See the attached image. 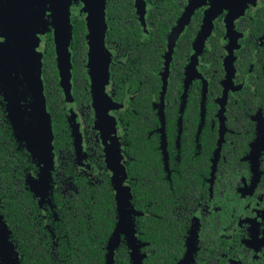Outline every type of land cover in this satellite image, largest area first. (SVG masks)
I'll use <instances>...</instances> for the list:
<instances>
[{
    "label": "flooded vegetation",
    "instance_id": "1",
    "mask_svg": "<svg viewBox=\"0 0 264 264\" xmlns=\"http://www.w3.org/2000/svg\"><path fill=\"white\" fill-rule=\"evenodd\" d=\"M52 1L0 0V264H264V0H106L98 96Z\"/></svg>",
    "mask_w": 264,
    "mask_h": 264
},
{
    "label": "water",
    "instance_id": "2",
    "mask_svg": "<svg viewBox=\"0 0 264 264\" xmlns=\"http://www.w3.org/2000/svg\"><path fill=\"white\" fill-rule=\"evenodd\" d=\"M85 7L84 9L88 12L87 15V26L89 30V44H90V61L89 66L91 67V74L94 81V91L96 96H98L99 84L102 83L104 75V63L102 61V47L104 46V31L106 28L105 23V7L106 0H82ZM205 0H191L188 5V11L191 15L193 9L201 4H204ZM137 4L140 9H144V0H137ZM216 8V7H215ZM216 16V11L212 10L207 16L205 33H208L210 27L212 26V20ZM53 17L55 25V41H56V54L58 61V69L61 78V84L64 89L70 91L71 88V52L69 49L71 32H70V21H69V0H55L53 5ZM183 27V26H182ZM180 27V28H182ZM26 60H24V65L26 68V63L29 64L30 60L35 57L36 53L32 47H27L26 49ZM32 50V51H31ZM30 52L32 55H30ZM40 55V53H39ZM33 56V57H32ZM40 57V56H39ZM41 58L37 57V65L41 68ZM26 81H28L29 88L36 92L35 82L37 78H31L30 74L25 72ZM108 75V65H106V76ZM107 81V79H106ZM34 82V83H32ZM29 183L30 180H29ZM32 184V183H31ZM34 189V187H33Z\"/></svg>",
    "mask_w": 264,
    "mask_h": 264
},
{
    "label": "trees",
    "instance_id": "3",
    "mask_svg": "<svg viewBox=\"0 0 264 264\" xmlns=\"http://www.w3.org/2000/svg\"><path fill=\"white\" fill-rule=\"evenodd\" d=\"M110 2H111V4H113V3H112L113 0H110ZM128 2H130V0H124V2H123V5H124L126 8H130V7H131L130 5H128ZM117 4H121L120 0H119V2H118ZM131 5H132V3H131ZM133 30L135 31L136 28L133 27ZM71 38H72V33H71ZM70 40H71V39H70ZM80 49H83V48H80ZM83 54H84V53H83ZM82 58H83V55L79 58V61L75 62V68H76V72H77V73H82V72H83ZM71 62H72V61H71ZM71 73H72V71H71ZM33 263H35V259H33ZM33 263H32V264H33ZM42 263H43V264H50V262H48L46 259H45V260L42 259Z\"/></svg>",
    "mask_w": 264,
    "mask_h": 264
},
{
    "label": "rangeland",
    "instance_id": "4",
    "mask_svg": "<svg viewBox=\"0 0 264 264\" xmlns=\"http://www.w3.org/2000/svg\"><path fill=\"white\" fill-rule=\"evenodd\" d=\"M55 1V0H54ZM54 1H52L53 5H54ZM87 12V11H86ZM87 15H88V12H87ZM34 52L36 53L35 56L39 55V53H37V51L34 49ZM103 57V56H102ZM102 61H103V58H102ZM0 247H1V244H0Z\"/></svg>",
    "mask_w": 264,
    "mask_h": 264
}]
</instances>
